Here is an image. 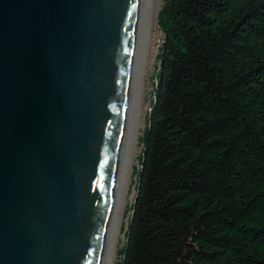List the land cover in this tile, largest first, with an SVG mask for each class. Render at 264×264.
<instances>
[{
    "label": "water",
    "instance_id": "1",
    "mask_svg": "<svg viewBox=\"0 0 264 264\" xmlns=\"http://www.w3.org/2000/svg\"><path fill=\"white\" fill-rule=\"evenodd\" d=\"M145 0H0V264H108Z\"/></svg>",
    "mask_w": 264,
    "mask_h": 264
},
{
    "label": "trees",
    "instance_id": "2",
    "mask_svg": "<svg viewBox=\"0 0 264 264\" xmlns=\"http://www.w3.org/2000/svg\"><path fill=\"white\" fill-rule=\"evenodd\" d=\"M116 264H264V0H163Z\"/></svg>",
    "mask_w": 264,
    "mask_h": 264
},
{
    "label": "bare ground",
    "instance_id": "3",
    "mask_svg": "<svg viewBox=\"0 0 264 264\" xmlns=\"http://www.w3.org/2000/svg\"><path fill=\"white\" fill-rule=\"evenodd\" d=\"M161 0H145L144 11L138 51V60L131 108L129 133L124 158L122 178L119 190L117 209L110 239L108 264H115L117 257V245L122 228V213L128 198L132 196L131 175L133 163L138 152L139 133L144 127L147 103L145 100L146 77L149 69L150 44L152 36V25L156 10ZM125 218V217H124Z\"/></svg>",
    "mask_w": 264,
    "mask_h": 264
},
{
    "label": "rangeland",
    "instance_id": "4",
    "mask_svg": "<svg viewBox=\"0 0 264 264\" xmlns=\"http://www.w3.org/2000/svg\"><path fill=\"white\" fill-rule=\"evenodd\" d=\"M162 3H163V0H161V3L156 10V16H154L153 25H152V36H151L150 55H149V69H148V73H147V77H146V88H145V100L147 103L146 113L149 110L150 100L152 98V89H153V85L155 84V75H156L157 69H158V62L156 60V56L158 53V46H159V44L163 38V33H162V31L159 27V24H158V14H159V11L161 9ZM143 128H142V130H143ZM142 130L140 131L138 136H140L142 134ZM137 148H138V152H137V156L134 160L133 167L138 165L137 157L141 151V146L139 144H138ZM131 180H132L131 183H133L134 177H132V175H131ZM130 189L132 190V196H131V198H128L126 205H125V208H124V211L122 213V223L124 222L122 224V227H123V225L125 226V223L127 221V215L128 214H125L126 209L131 204L133 197H134V193H135L134 186L132 184L130 185ZM123 242H124V235H123V232L121 229L120 236H119V242L117 245V250L123 245ZM117 259H118V257H116V259H115V264H116Z\"/></svg>",
    "mask_w": 264,
    "mask_h": 264
}]
</instances>
